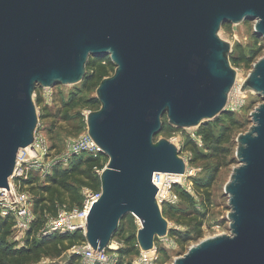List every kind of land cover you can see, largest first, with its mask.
<instances>
[{"label":"water","instance_id":"water-1","mask_svg":"<svg viewBox=\"0 0 264 264\" xmlns=\"http://www.w3.org/2000/svg\"><path fill=\"white\" fill-rule=\"evenodd\" d=\"M245 19L264 37V0H0V188L9 189L19 150L34 143L37 87L78 84L89 57L108 56L115 72L96 90L100 108L86 117L108 163L84 235L104 250L132 213L140 249H154L169 222L153 174L187 171L177 146L155 138L165 116L173 127L194 128L226 111L237 72L219 31ZM245 90L264 100V58ZM252 118L225 187L232 233L192 245L174 264H264V103Z\"/></svg>","mask_w":264,"mask_h":264},{"label":"rangeland","instance_id":"rangeland-1","mask_svg":"<svg viewBox=\"0 0 264 264\" xmlns=\"http://www.w3.org/2000/svg\"><path fill=\"white\" fill-rule=\"evenodd\" d=\"M255 25V20L245 19L238 24L225 23L220 28L219 36L232 45L229 59L237 72V82L230 93L226 111L194 128H176L169 124L166 116L163 119L166 131L160 132L155 141L166 138L177 146L180 156L187 163L189 176L185 184L192 186V192L179 187L181 201L178 205L162 206L171 233L166 238H156L153 264H174L192 245L207 238L232 233L229 219L230 197L225 193V187L231 180L234 168L240 165L237 157L238 136L250 131L254 125L252 112L264 103L262 96L252 90L240 92L255 63L264 58V37L255 32ZM96 90L97 88L85 90L83 82L49 88L37 87L34 101L39 115L38 131L45 137L55 155L63 153L71 140L87 131L86 115L100 108L94 107L90 102L97 99ZM207 129H211L215 136L221 135L224 130H230L229 136L227 135L229 142L223 145L230 149L227 156L213 154L212 144L204 139V130ZM107 163L108 160H105L104 168ZM211 178L210 196L207 197V188L197 186ZM181 211L188 215L179 219L177 214L181 215ZM194 217L202 220L200 232L194 228L197 221L192 220ZM140 228L141 223L135 214L129 213L121 220L112 239L118 264H130L141 254L137 241ZM172 231L189 235L191 240L182 242ZM26 235V232L14 231L10 240L18 242L20 246ZM128 241L132 242L131 245ZM130 247L138 248L139 251H128ZM52 262L62 263L61 260L44 258L40 264Z\"/></svg>","mask_w":264,"mask_h":264},{"label":"trees","instance_id":"trees-1","mask_svg":"<svg viewBox=\"0 0 264 264\" xmlns=\"http://www.w3.org/2000/svg\"><path fill=\"white\" fill-rule=\"evenodd\" d=\"M246 60L249 61V59ZM113 71H115V66L108 56L89 57L87 74L82 81L85 90L98 88L102 80L111 76ZM90 102L94 107L99 108L101 106L98 99ZM166 128L163 121L161 132L166 131ZM229 131V129L224 130L221 135L215 136L211 129L204 130V139L212 144L214 155L224 154L227 156L229 154L230 149L223 146L229 142L227 137ZM105 160H108V158L102 154L97 157L81 155L76 157L68 167L56 168L44 180L37 173H30L27 179L23 181L22 187L32 195L35 219L27 232L24 243L18 246V242L10 240L14 232L13 217H0V264H40L44 258L60 260L72 247L86 242L83 231L55 233L42 237L38 234L48 218L58 214L61 206L66 205L69 208L81 206L83 188L91 190L101 188L100 176L97 174V170L104 168ZM211 180L212 178L208 182L197 186L207 188V197L210 196ZM180 213L182 214H177L179 219L188 215L185 211ZM192 220H197L194 228L200 232L202 220L197 217ZM172 234L178 236L182 242L191 240L189 235L173 231ZM131 243V241H128L129 245ZM131 249L132 247L127 250ZM132 250L139 251L138 248ZM50 264H78V258L70 255V258L65 262H52Z\"/></svg>","mask_w":264,"mask_h":264},{"label":"built area","instance_id":"built-area-1","mask_svg":"<svg viewBox=\"0 0 264 264\" xmlns=\"http://www.w3.org/2000/svg\"><path fill=\"white\" fill-rule=\"evenodd\" d=\"M100 154L101 149L85 131L79 137L71 140L63 153L55 155L45 137L37 130L34 143L20 149L18 152L15 171L10 178L9 189L0 188V217H13L14 231L27 233L34 220L33 198L27 190L23 189L22 184L30 173H37L44 180L56 168L68 167L76 157L81 155L97 157ZM103 169L97 170L99 176ZM187 176H189L188 169L184 175L162 172L153 174V184L158 188L156 199L161 208L166 204L178 205L181 201V195L178 192L179 187H184L189 193L192 192V186L185 184ZM101 194V188L99 190L83 188L81 206L75 208H69L66 205L61 206L56 216L48 218L38 236L76 231L85 232L89 211ZM112 243L111 241L108 248L99 251L94 250L87 242H84L72 247L69 250V255L76 256L78 264H118L113 249L115 246L112 247ZM155 254V247L152 253L141 251V254L130 264H153Z\"/></svg>","mask_w":264,"mask_h":264},{"label":"bare ground","instance_id":"bare-ground-1","mask_svg":"<svg viewBox=\"0 0 264 264\" xmlns=\"http://www.w3.org/2000/svg\"><path fill=\"white\" fill-rule=\"evenodd\" d=\"M112 247H113V243H112ZM154 251V249L148 251V253H152Z\"/></svg>","mask_w":264,"mask_h":264}]
</instances>
